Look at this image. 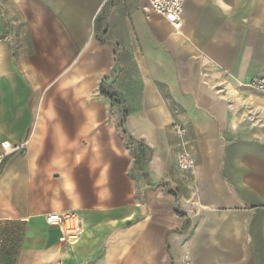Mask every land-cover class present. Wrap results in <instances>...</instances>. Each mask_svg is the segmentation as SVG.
Returning <instances> with one entry per match:
<instances>
[{"label":"crops","instance_id":"1","mask_svg":"<svg viewBox=\"0 0 264 264\" xmlns=\"http://www.w3.org/2000/svg\"><path fill=\"white\" fill-rule=\"evenodd\" d=\"M258 77L264 0H0V264H264Z\"/></svg>","mask_w":264,"mask_h":264},{"label":"built area","instance_id":"2","mask_svg":"<svg viewBox=\"0 0 264 264\" xmlns=\"http://www.w3.org/2000/svg\"><path fill=\"white\" fill-rule=\"evenodd\" d=\"M151 12L166 18L175 29L182 26V14L185 0H147ZM244 87L264 95V77L253 78ZM171 129L177 138L176 166L179 171L192 173L195 169V161L185 140L186 128L173 122ZM25 144H11L6 141L0 145V166L8 157L21 152ZM45 224L57 230L60 243L75 242L82 233V224L79 217L71 211L50 212L44 215Z\"/></svg>","mask_w":264,"mask_h":264},{"label":"rangeland","instance_id":"3","mask_svg":"<svg viewBox=\"0 0 264 264\" xmlns=\"http://www.w3.org/2000/svg\"><path fill=\"white\" fill-rule=\"evenodd\" d=\"M6 231L9 233V232H11V233H14V235H18L19 234V231H18V229L16 230V231H14V230H12V229H6ZM16 232V233H15Z\"/></svg>","mask_w":264,"mask_h":264}]
</instances>
